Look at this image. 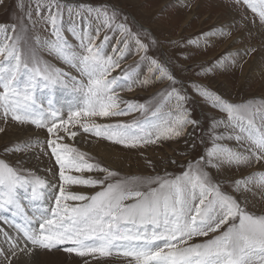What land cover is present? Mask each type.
<instances>
[{"label": "rangeland", "instance_id": "rangeland-1", "mask_svg": "<svg viewBox=\"0 0 264 264\" xmlns=\"http://www.w3.org/2000/svg\"><path fill=\"white\" fill-rule=\"evenodd\" d=\"M13 188L0 264H264V0H0Z\"/></svg>", "mask_w": 264, "mask_h": 264}, {"label": "snow or ice", "instance_id": "snow-or-ice-1", "mask_svg": "<svg viewBox=\"0 0 264 264\" xmlns=\"http://www.w3.org/2000/svg\"><path fill=\"white\" fill-rule=\"evenodd\" d=\"M191 43H195V41H190ZM15 193H14V188L10 189L7 193L8 198L5 199V193L0 191V208L4 207L6 204L8 203H12L14 202L13 197H14ZM41 228H43V224L41 225ZM25 235L28 236V239L31 243H36V239L30 235H28V232L25 230ZM11 246H15L14 242ZM40 246L41 247H45V248H51L53 245L51 244H47L43 241L40 242ZM34 249H29V252L33 251ZM13 255H15V253H13Z\"/></svg>", "mask_w": 264, "mask_h": 264}, {"label": "bare ground", "instance_id": "bare-ground-1", "mask_svg": "<svg viewBox=\"0 0 264 264\" xmlns=\"http://www.w3.org/2000/svg\"><path fill=\"white\" fill-rule=\"evenodd\" d=\"M47 255V254H46ZM21 261V260H20Z\"/></svg>", "mask_w": 264, "mask_h": 264}]
</instances>
